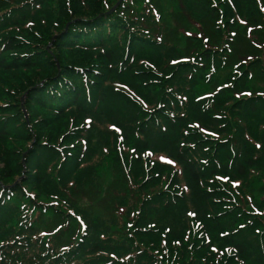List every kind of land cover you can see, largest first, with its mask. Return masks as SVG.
I'll use <instances>...</instances> for the list:
<instances>
[{"label":"trees","instance_id":"trees-1","mask_svg":"<svg viewBox=\"0 0 264 264\" xmlns=\"http://www.w3.org/2000/svg\"><path fill=\"white\" fill-rule=\"evenodd\" d=\"M158 1L0 0V98L13 81L27 110L50 112L28 124L21 108L8 114L0 106V144L18 133L31 139V127L48 119L62 118L64 133L79 126L72 140L80 139L81 157L64 160L42 125L28 163L55 156L75 172L88 149L90 174L121 178L123 198L136 197L123 221L147 245L138 244L136 259L101 257L108 242L92 239L89 199L78 206L83 238L78 220L62 222L59 210L49 220L55 229L38 232L13 206L20 190L0 186V264H225L211 240L232 247L231 264H264V215L253 208L264 210V0H198V14L188 0L197 24L182 45L171 38L185 29L169 23ZM0 150L6 165V146ZM220 175L237 188H222ZM34 180L37 195L70 200L62 187ZM197 223L210 240L197 235ZM155 245L167 249L162 261L150 252Z\"/></svg>","mask_w":264,"mask_h":264},{"label":"rangeland","instance_id":"rangeland-1","mask_svg":"<svg viewBox=\"0 0 264 264\" xmlns=\"http://www.w3.org/2000/svg\"><path fill=\"white\" fill-rule=\"evenodd\" d=\"M121 1L122 0H119L118 4ZM186 2H188V0H159L157 4L158 8L166 14L170 24L179 25L181 28L185 29V31L181 30L179 36L177 35L171 38L179 45L184 43L185 33L189 32V34H191L193 31V26L197 24L196 17L185 5ZM191 5L194 7L192 10L198 14V0H192ZM52 9L55 8L52 6ZM163 28L161 29L163 30ZM155 31L156 33L161 34L157 28ZM52 49H54V47L53 44L50 43L47 46V50ZM144 51L145 55L149 54L147 49H144ZM71 58L72 56L69 57V59ZM7 90V94L0 98V106L3 107V110H6L8 114H12L15 111V108H21L26 115L28 124H30V121L40 120L44 117H50V112L45 111L43 108L37 106L27 110L28 107L26 105V93L19 98L16 94L17 92L13 81H11L10 86H7ZM207 98H210L209 93L198 97L197 101L200 102L201 100ZM20 118V115H16L14 118H11V120H13L14 131L17 133L19 132L17 123L19 122ZM53 120L55 121L56 119ZM54 121L48 119L47 121L39 123L38 125L32 126V134L33 137L35 136V139L31 137V139L25 140L26 137L23 135H18V133L17 136L9 137L7 143L0 144L5 145L7 150V155L5 158L6 165L0 161V186L4 187L5 189L15 187L16 190H20L19 195L21 197L17 199V203L13 206L27 214V219L30 222V226L36 227L38 232H48L55 229V227L53 228L50 225L49 220L53 219L54 212L59 210L62 212V215H59L62 222L70 224V218H72L77 219L80 223L77 231V238H83L85 235L82 232L88 230V227H85L86 220L81 215V211L78 206L79 204H86L87 200L89 199L92 204L89 205V207H84V213L88 216L93 226L92 234L94 236L92 239H103L107 240L108 242L106 245V250L108 253L103 254L101 257L112 258L115 260L124 259L125 261L130 258L136 259L137 256H139L138 252L136 251L138 244L141 245V248H145L144 245H147L143 242L142 233H137L132 223H129V221L125 223L123 221V216L130 213V206L135 204L136 197H128L127 194L126 197L123 198L122 194L124 192L123 189L125 188V184L121 178H114L110 173L104 176L91 175L89 172L91 162L88 158V149L84 156V163L81 164L79 161V168L75 172H70V169L64 170V168H62V163H60V160L55 159V156L47 155L45 156L44 160H40L41 162L37 163L36 165L28 163L29 151H33L32 149L34 148L36 142H38L39 138L37 135L40 132L39 127L42 125H44L42 130L47 133L49 140H46L45 138H41V140L45 139L46 143L50 145L53 144V142L58 141L59 144L56 145V147H58L59 155L62 156L64 160H72V157L77 156L78 154L81 157V153H79L78 150L80 139L77 138V140H72V138H75V134H79L77 132L79 126L71 124L68 128V132L64 133L66 125L64 120L62 118L58 119L57 124ZM85 121L88 123L87 118ZM195 126H198V124H195ZM159 145H161V143L158 140V146ZM85 146L89 148V145ZM1 152L2 151L0 150V153ZM167 152L161 153L164 154V162L168 164H171L172 162V166L174 168L179 167L176 159ZM148 154H150V157L153 156L150 150ZM96 161L97 160H94V162ZM1 174L6 175L5 180L12 183H3ZM36 176L40 177L45 184L53 183L51 189H54V186L62 187V194H69L71 197L70 200H62L61 194L55 195L53 193H44L37 195L36 182L34 180ZM216 178L222 184V188H225L226 185H233V188H237L238 181L233 179L232 176L220 175ZM119 203L121 206H116ZM227 206L228 204L225 206V208ZM74 208L80 211V215L77 214ZM253 208L258 209L257 214L263 213L264 215V210H262L263 208H259L256 205ZM74 215L77 216L75 217ZM197 216V210H194V212L192 211V218L196 219ZM44 220L47 221L46 224L42 223ZM199 226L200 225L197 223L195 227L197 235L202 236L204 234L206 238L210 240V232L206 231L204 233L202 231V227L200 228ZM153 228L154 227L152 226L150 230ZM125 233H128V235L131 234L136 240L128 239ZM42 237L44 238L43 235ZM162 237L164 236L162 235ZM166 238L167 237H165V239ZM171 238L173 243L180 241L177 237H175V235H171ZM210 244L213 245L211 248L212 251L220 252V257H224L225 264H231L230 260L233 257L232 254L234 252L231 246L226 244H216L213 243L212 240L210 241ZM159 248V245H155V249L158 251L151 250L150 252L155 256L157 255V259L162 261L165 257V253L167 254V249H164L163 252ZM220 263H222L221 258L219 264ZM144 264L149 263L146 262Z\"/></svg>","mask_w":264,"mask_h":264}]
</instances>
